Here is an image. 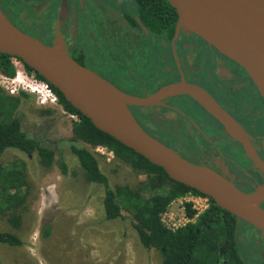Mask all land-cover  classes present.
Here are the masks:
<instances>
[{
  "label": "flooded vegetation",
  "instance_id": "af4514ba",
  "mask_svg": "<svg viewBox=\"0 0 264 264\" xmlns=\"http://www.w3.org/2000/svg\"><path fill=\"white\" fill-rule=\"evenodd\" d=\"M145 2L155 3L164 28L167 6L160 0ZM138 5L137 0H0L1 12L14 26L28 34L34 30L33 37L62 48L91 70L86 61L91 50L123 60L129 65L122 71L128 83L124 89L99 75L127 94L145 96L180 81L196 86L240 125L253 153L264 162V103L245 71L197 34L179 29L174 35L176 17L170 34L150 30L137 13ZM162 101L129 107L147 134L238 189L264 183L239 140L191 96L179 93ZM232 234L244 257L264 264V234L235 218Z\"/></svg>",
  "mask_w": 264,
  "mask_h": 264
},
{
  "label": "water",
  "instance_id": "95a60500",
  "mask_svg": "<svg viewBox=\"0 0 264 264\" xmlns=\"http://www.w3.org/2000/svg\"><path fill=\"white\" fill-rule=\"evenodd\" d=\"M174 9V35L179 29L195 33L218 52L238 64L255 86L264 103V0H166ZM203 9L210 37L192 25L189 14L197 5ZM258 49L257 54L254 49ZM0 53L16 58L52 85L63 98L91 124L122 145L163 169L167 177L186 185L210 198L219 208L242 220L264 234V183L250 190H241L230 184L210 168L189 161L176 151L147 134L132 116L129 107L163 103L173 91L191 96L200 105L208 106L228 123L233 136L239 140L254 166L264 175V162L253 153L240 125L223 111L206 93L183 81L159 87L145 96L127 94L108 80L76 62L62 48L47 45L14 26L0 10ZM88 79L98 86L94 98H80L73 85ZM194 89L195 92L191 91ZM223 125V124H222ZM216 175L219 181L203 176ZM255 204L256 213L242 209ZM261 206V208H260Z\"/></svg>",
  "mask_w": 264,
  "mask_h": 264
},
{
  "label": "trees",
  "instance_id": "16d2710c",
  "mask_svg": "<svg viewBox=\"0 0 264 264\" xmlns=\"http://www.w3.org/2000/svg\"><path fill=\"white\" fill-rule=\"evenodd\" d=\"M159 1V0H156ZM169 9L167 24L159 25L155 3L146 5L145 0H137L138 15L144 16L143 22L152 31L170 34L176 14L166 0H160ZM155 7V8H154ZM11 56L0 53V73L13 77L14 67ZM26 73L46 84L54 94L57 103L67 113L77 116L78 121L68 118L67 142L69 152L81 168L82 178L101 188V211L104 220L124 218L128 213L130 225L144 250L154 249L160 256L161 264H263L244 257L241 247L233 240L234 216L216 206L208 198V207L197 214L192 222L171 230L160 222V216L168 204L185 193L201 195L196 190L176 182L165 174L163 169L150 163L143 156L122 145L106 133L95 128L88 118L73 108L52 85L41 76L21 63ZM31 95L18 90L15 95L0 88V155L5 148H13L20 154H35L43 167L51 164L61 175L66 173V164L61 155L55 153V146L43 144L37 137L21 130V120L17 115L20 98ZM41 113H50L43 109ZM95 146H103L120 162L132 170L143 173L145 179L134 187L124 184L108 185L106 176L100 171ZM27 183L23 167L16 161L7 165L0 163V217L17 227L20 221L19 207L23 204ZM186 217L192 218L194 210L188 202L183 203ZM48 232L43 226V237ZM20 240L8 232H0V243L18 245ZM241 249V250H240Z\"/></svg>",
  "mask_w": 264,
  "mask_h": 264
},
{
  "label": "rangeland",
  "instance_id": "374dc122",
  "mask_svg": "<svg viewBox=\"0 0 264 264\" xmlns=\"http://www.w3.org/2000/svg\"><path fill=\"white\" fill-rule=\"evenodd\" d=\"M91 15L97 17V14ZM32 32L34 30L29 34L34 35ZM88 57L86 61H90L92 70L107 77L119 88L128 86L122 71L129 65L123 60H114L101 49L91 50ZM14 69L24 82L37 83L20 62L15 63ZM13 84L18 85L14 80L8 89L15 86L16 91L22 90L31 95L30 98H20L16 108L21 130L37 137L43 144L55 146L56 156L60 154L65 161L66 173L61 175L54 164L41 166L35 154L25 156L16 149H4L0 163L18 162L23 167L27 188L24 202L18 209V226L13 227L0 217V232L11 233L21 241L18 245L0 243V264H161L156 250H144L139 244L128 213L122 212V219H103L101 187L82 178L81 168L64 140L69 134L66 112L57 102L40 105L36 95L27 87L21 89ZM8 89L2 90L7 93ZM43 109L50 113H41ZM96 157L109 186L124 184L134 187L145 179L143 173L132 170L107 149L102 155L96 153ZM183 197L187 200L188 193L171 202L163 221L167 220L170 212L174 216L171 220L174 226L184 223L180 208L182 203L179 202L184 201ZM46 224L48 232L43 237V226ZM241 236L244 241L245 236Z\"/></svg>",
  "mask_w": 264,
  "mask_h": 264
},
{
  "label": "built area",
  "instance_id": "2783aa9c",
  "mask_svg": "<svg viewBox=\"0 0 264 264\" xmlns=\"http://www.w3.org/2000/svg\"><path fill=\"white\" fill-rule=\"evenodd\" d=\"M19 63L20 61L17 60L16 58H11V63L13 65V67L15 68V63ZM21 63V62H20ZM32 77V75H29ZM22 79V78H21ZM20 78L18 79L17 77V71H15L14 69V75L13 77H7L3 74L0 73V88L3 89V90H6L8 89V86L11 85V83L15 80L17 81L19 87L21 89H24L27 87V90L30 91L31 93H34L36 95V98H37V102L40 103V105L44 106V105H50V104H53L56 101V98L54 96V94L49 90V88L46 86L45 83L41 82V81H38L36 79H34L32 77V79L34 80V82H37V83H27V82H24V80H21ZM13 85H17V84H13ZM17 85V86H18ZM36 85H40L41 86V90H37L36 89ZM16 93V89H15V86H12V88L8 89V94H12L13 93ZM66 115L68 118H70L72 121H75L77 122L78 121V118L76 115L74 114H70V113H67L66 112ZM105 147L103 146H95L93 148L94 152L96 151L97 154L99 155H102V153L105 151ZM109 151V150H108ZM110 152V151H109ZM111 153V152H110ZM189 197L187 200H184V197L182 198V201L181 200L179 201L181 204V207L182 208L181 210L183 211L182 212V217H183V220H184V223L181 224V225H184L185 223L187 222H192L194 220V217L199 214L200 212H202L203 210H205L207 207H208V197L204 196V195H196V194H191V193H188ZM184 196V195H182ZM177 197L175 199H181V197ZM173 201V200H172ZM171 201V202H172ZM171 202L168 204V206L171 204ZM185 202H188L191 204V208L194 210V215L192 218H188L186 217L185 213H184V207H183V203ZM168 206L166 207L165 211L161 214L160 216V222L168 229H175L176 227L178 226H181L180 224H178L177 226L172 223L171 220L174 219V216H171L170 212H169V215H167V220L166 221H163L167 214V210H168Z\"/></svg>",
  "mask_w": 264,
  "mask_h": 264
},
{
  "label": "bare ground",
  "instance_id": "6f19581e",
  "mask_svg": "<svg viewBox=\"0 0 264 264\" xmlns=\"http://www.w3.org/2000/svg\"><path fill=\"white\" fill-rule=\"evenodd\" d=\"M189 20L192 23V25L196 27L198 30H200L206 37H210V29H209L206 17L204 15L203 9L199 4L197 5L194 13L189 14ZM254 50L257 54H260V51L258 49L255 48ZM17 77L20 78L18 74H17ZM73 88H74L76 95L80 98H85V99L94 98L98 94L97 84L88 79H81L80 81L76 82L73 85ZM36 89L41 90V86L36 85ZM190 90L195 92L194 89L192 88H190ZM169 94H176V92L173 91ZM204 109L208 113H210L213 117H215L221 124H223L225 129L227 127V129H229L232 132L228 123L224 120L222 116H220L217 112H215L208 106H204ZM203 176L213 181H219V178L216 175L211 174L209 172H205ZM242 209L248 213H256L257 211L255 204L244 205L242 206ZM260 218L264 219V215H261Z\"/></svg>",
  "mask_w": 264,
  "mask_h": 264
}]
</instances>
